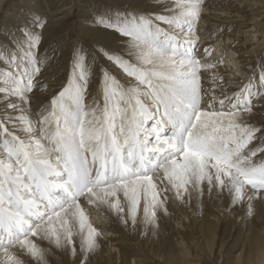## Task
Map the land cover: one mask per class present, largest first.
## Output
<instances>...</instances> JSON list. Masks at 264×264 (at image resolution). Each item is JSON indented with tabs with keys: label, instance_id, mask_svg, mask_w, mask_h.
Masks as SVG:
<instances>
[{
	"label": "snow or ice",
	"instance_id": "6c2138e0",
	"mask_svg": "<svg viewBox=\"0 0 264 264\" xmlns=\"http://www.w3.org/2000/svg\"><path fill=\"white\" fill-rule=\"evenodd\" d=\"M144 3L148 11L96 16L125 38L123 49L73 45L65 82L35 125L23 113L41 73V37L25 22L0 44V264H52L57 251L91 264L101 230L87 222L81 197L106 205L125 229H136L142 207L156 233L169 203L154 181L161 170L180 202L191 186L264 207V122H251L264 63L258 82L250 77L231 96L222 84L205 89L202 77L217 65L205 59L209 48L198 52L202 0ZM97 76L102 107L89 109Z\"/></svg>",
	"mask_w": 264,
	"mask_h": 264
},
{
	"label": "rangeland",
	"instance_id": "374dc122",
	"mask_svg": "<svg viewBox=\"0 0 264 264\" xmlns=\"http://www.w3.org/2000/svg\"><path fill=\"white\" fill-rule=\"evenodd\" d=\"M205 1L206 0H202V3ZM260 1L261 5L258 7H245L247 11L252 10V12L246 13L245 11L242 12V14H239L237 18L238 21L232 22V26L228 32L229 34H231V32L234 34L235 31L243 28L244 26H246L245 30L254 31L255 28L253 27L256 21L264 24V0ZM143 3L144 0H0V44L8 47L6 42L9 38V33L16 32L14 26L26 22L29 29L41 37V43L35 50L37 52L38 59L40 60L41 73L37 74V77L34 80V89L31 93H29L28 96L31 97L37 93L41 94L42 92L46 93L47 90L51 89L50 86H53L52 88L54 89L55 93L65 82L64 77L66 68L70 67L68 54L73 45L78 44L85 46L92 51L97 48V50L108 49L115 52L117 49L116 52L118 53L123 49L125 38L118 35L114 30H108L99 25L97 23L96 16L105 14L108 17H113L117 13L123 15L126 12L134 10L138 11L136 8L140 7ZM84 15L92 16V19L88 20L89 22L82 21L81 17ZM243 20L250 23L245 25L244 22H241ZM38 24L42 25V27L37 28ZM198 25L199 24L197 23L196 27ZM68 32L70 33L68 34ZM81 32L87 33V37L80 39L75 44L69 43L70 40L75 38L76 35ZM251 33L252 32H250V36ZM260 33L261 35L255 37L253 40L249 39L250 37H247L243 34L242 36H239V38H236L235 45L233 44L234 48H236L246 40L254 42L253 44L246 47L249 48L248 50L252 49V65L247 67L250 71L247 75L248 77L246 78L245 76L242 81L239 82L241 83V86L246 84L250 77L254 82L259 78L260 74H262L260 64L264 63V29H262ZM16 34L19 37V33ZM93 41L95 43H93ZM258 43L260 44L256 46L255 44ZM210 52L211 55L207 56L209 59L212 58L214 50ZM58 62H60V64H58ZM244 68L245 66L240 67L241 70ZM240 69H238V71L242 72ZM232 78H234V76H232ZM234 83L236 82H233V84ZM95 90L97 93L91 100L93 101L95 98L98 99L99 104L97 107H102L103 91L99 76L93 80L92 85L89 88L90 94L86 98V105L88 98L90 97L91 93L95 92ZM38 94L37 96L40 98L38 97L36 100L39 102L42 99V106L39 108V110H42V108L47 107L49 100L46 98L48 97L47 95L45 96L44 94V96L41 97V95ZM100 94L102 99H99ZM89 109L91 108L89 107ZM36 115H38V113ZM254 143L258 142L254 141ZM165 187H167V196L169 198V203L167 206L169 215H167V219H165V216H162V214L159 216L161 219L159 220V229L156 232L157 234L148 231V226L143 223V219L136 224L135 230L132 228L125 229L123 225L117 220L119 227H116V230L114 229V231L120 233V235L123 236L124 242L120 247V250L121 254L126 258L128 264H130L134 259H137L138 261L140 260L141 264H152L149 262L148 258H143V256H141L140 250L135 249L134 244L142 240L147 248L161 254L162 256L167 257L170 255H175L178 253V251H180L176 246V243L180 239L179 232L181 231L185 238L187 237L188 239H191L194 233L193 230L199 228L201 225L200 223H204L206 220L205 215H208L210 212L214 211L213 209L216 203L219 202L221 205L224 204L223 201L221 202V199H217V197H211L207 198L208 205L204 207L201 204H194L192 201L188 200V197H186L183 207H176L174 204H172L174 203L173 199L175 198L173 195L174 190L171 188V185H166V183ZM188 191L190 194L194 193V189L191 186H189ZM170 203L171 205H169ZM121 204L124 206L125 211H127L126 202L121 200ZM107 210H109V208ZM110 214L108 213L106 216H111L112 214ZM114 217L116 216L114 215ZM171 222L175 224V228L169 225ZM205 224L208 227V230H213L214 233L218 235V237H223V242H226L227 247L225 248L224 253L225 258L221 264H231L232 258L236 254L247 253L249 248L248 243L250 242L251 237L249 234L250 229L248 225L234 227L232 220H228L227 218L221 222L218 220H211V222L206 220ZM207 233L208 232H206V234ZM154 237H157V242L153 243ZM45 246L47 245L45 244ZM59 256L60 258L56 262L51 258L52 264H72V261L75 259L70 255L65 256L57 251V257ZM184 260L185 259L182 257V263H179V260H174V262H171L172 264H198L195 261H191L189 259L187 260V258L185 261ZM203 262V264H217L216 262L207 260L206 258Z\"/></svg>",
	"mask_w": 264,
	"mask_h": 264
},
{
	"label": "bare ground",
	"instance_id": "6f19581e",
	"mask_svg": "<svg viewBox=\"0 0 264 264\" xmlns=\"http://www.w3.org/2000/svg\"><path fill=\"white\" fill-rule=\"evenodd\" d=\"M259 1L206 0L202 3V18L199 19V25L196 27L195 32V35L198 39V52L202 53L205 48H209L210 51L214 50V53L212 52V58L209 59L206 56L205 59L217 65L216 69L210 71L207 81H204L202 77L203 87L205 89H208L210 86L215 87V85L217 84H222L227 94L231 96L234 92L242 87L241 83L239 82H241L245 76L246 78L248 77L247 75L250 71L247 67L252 65V49L248 50L249 48L246 47L253 44L254 42L246 40L241 45H238L236 48H234L236 38H239V36H242L244 34L247 37H250L249 39L253 40L255 37L261 35L260 31L264 29V24L256 21L253 27L255 28L254 31L245 30L246 26H244L243 28L235 31L234 34L232 32L231 34H229L228 32L230 30V27L232 26V22L238 21L237 18L239 14H242V12L245 11L246 13L252 12V10L247 11L245 7H258L259 5H261V1ZM136 10L148 11L149 9L143 3L140 7L136 8ZM81 19L82 21H88L92 19V16L84 15L81 17ZM241 22H244L245 25L250 23L245 20ZM70 32H68V34ZM250 32H252L251 36ZM86 35L87 33L81 32L77 34L75 38L70 40L69 43L75 44L80 39L86 38ZM93 43L95 42L93 41ZM259 44L260 43L255 45L258 46ZM116 51L117 49L115 50V52ZM58 64H60V62H58ZM241 66H245V68L241 70ZM238 69H240L242 72L238 71ZM213 73L217 74L215 83L212 79ZM232 76H234V78H232ZM258 79L254 82H258ZM233 82L236 83L233 84ZM50 87L51 89L47 90L46 93L42 92L41 94H37L41 95V97L45 94V96H48L46 98H49L54 93V89L52 88L53 86ZM96 93L97 91L95 90V92L91 93L90 97L88 98L87 105L90 108L97 107L99 104L98 99L95 98V100H91ZM37 94L31 97L28 96L25 105V112L23 113L25 116H30L34 124L37 118L36 114L38 113L39 108L42 106V99L39 102L36 100V98L39 97L37 96ZM99 99H102L101 94L99 95ZM254 105L255 106L251 114V122L256 124L257 126H260L261 122H264V96H261L258 100H256ZM22 125L23 122H21V127ZM17 130L20 131L19 128ZM154 181L161 190L165 187V183L166 185H168V181L164 177L162 170L154 177ZM189 197V201H192L197 205L201 204L204 207L208 205L207 198L217 197V199H221V202H224V204L222 205L219 204V202L216 203L213 212H210V214L208 215H205L206 213L204 214L207 221L211 222V220H218L221 222L227 218L228 220H232L234 227L248 225L250 229L249 234L251 237L250 242L248 243L249 248L247 250V253L236 254L232 258L231 264H264V207H262L259 203L254 202L255 207L252 211H250L247 205L236 204L235 206H233L231 203H229L227 198H222L215 193H213L210 197L207 191H205L203 196H201L196 190H194V193H189ZM201 200L203 201L202 203L200 202ZM173 202L174 203H171L176 207H183V205L185 204V201L180 202L176 198L173 199ZM79 203L81 209L85 214L87 222L98 230H101L99 255L92 260L91 264H128L126 258L121 254L120 250V247L124 242L123 236H121L120 233L114 231V229L116 230V227H119L117 219L116 217H114V211L110 210L109 212V210H107L108 207L103 204L97 206L95 203H88L84 200L83 197L80 198ZM171 203L169 205H171ZM108 213H111L112 215L110 214L111 216H106ZM167 218L168 216H165V219ZM142 219L143 208L141 207L138 210L137 223ZM160 219L161 217L159 218V220ZM206 220L204 221V223L198 222L201 225L199 228L193 230L194 233L191 239H188L187 237L185 238L182 235V232H179L180 239L176 243V246L180 251H178V253L173 256H162L161 254L147 248V246L142 242L143 240L138 241V243H136L137 245L134 244L135 249L140 250L141 256H143V258H148L149 262H151L152 264H172L174 260H179V263H182V257L185 260L187 258V260L189 259L191 261H195L198 264H203L205 258L207 260H212L217 264H221L225 258L224 253L225 248L227 247L226 242H223V237H218V235H216L213 230H208V227L206 226L207 223L205 224ZM169 225L175 228V224H173L172 222L169 223ZM205 230L206 232H208L207 234ZM154 242H157V237L153 238V243ZM59 258L60 256L57 257L56 253L52 257V260L56 262L59 260ZM130 264H141V261L134 259Z\"/></svg>",
	"mask_w": 264,
	"mask_h": 264
}]
</instances>
